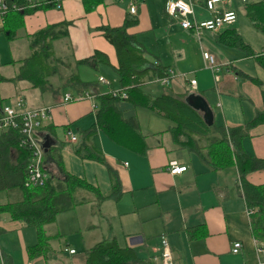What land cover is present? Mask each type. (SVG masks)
<instances>
[{"label":"crops","instance_id":"crops-1","mask_svg":"<svg viewBox=\"0 0 264 264\" xmlns=\"http://www.w3.org/2000/svg\"><path fill=\"white\" fill-rule=\"evenodd\" d=\"M31 1L42 8L24 16V27L10 48L16 54L15 46L24 43L23 49L28 53L9 64L11 68L7 67V75L6 68L0 65V77L7 80L0 83V116L3 108L13 104L17 98H24L30 109L51 107L52 119L45 124L39 137L44 139L49 135L53 141L51 147L60 150L58 155L66 173L89 184L103 200L94 192L79 191L77 199L82 201L81 204L59 214L54 223L44 227V234L49 239L48 253L35 259L29 257L28 251L39 244L37 230L0 215V264H87L88 251L103 241L113 239L121 248H133L143 260L161 264L163 238L167 239L175 264H264V244L257 243L253 236L237 170H209L199 157L174 146L169 133L173 127L170 121L149 110L136 108L125 100L116 103L117 109L124 118L138 121L151 150L147 156H138L119 147L97 125L98 97L112 90L104 86L108 85L104 76L93 79L87 75V72H103L102 68H109L118 78V89L121 88L116 73L120 67L119 57L115 47L104 38L101 28H120L127 21L135 20L137 23L128 29V34L136 40L135 50L150 64L159 63L167 71L175 73L169 85L171 88L155 81H145V91L151 97L165 93L184 97L188 103L192 100L193 104H189L204 118L205 114L196 109L202 100L211 110L213 124L228 131L246 127L259 116H264V67L257 56L249 57L243 50L219 43L217 35L225 29L218 33L205 32L197 38L166 15L165 23L161 17L155 20L151 8H156L158 0H104L91 12L86 10L85 0ZM195 4L199 20L211 19V14L204 7L205 0H197ZM131 6L136 7V14H131ZM226 9L235 11L234 3ZM236 23L231 27L238 31ZM61 24H69L67 37L54 41L51 51L55 63L58 61L60 67L67 71L63 74L69 76L71 69H66L67 65L59 61L72 62L74 66L75 61L90 59L96 52L109 59L111 66L101 65L94 70L81 65L76 69L83 82L94 83L93 91L87 87L80 94L65 89L54 95L42 93L27 81L17 80L25 61L35 51L28 36ZM4 25L0 17V36L6 37ZM164 31L170 40L168 49L161 42L160 49L151 50L145 35L152 34L156 43L164 40ZM188 53L190 60L185 62ZM203 53L215 56L222 70L226 69L220 78L211 70L213 77L219 78L217 82L214 77V84L209 79L208 65L204 70L201 68L206 62L201 59ZM256 55L264 56V51ZM247 63L253 67L246 69L244 64ZM191 64L196 70L194 73L186 71ZM198 74L203 75V79ZM185 75L188 79L184 78ZM101 78L106 82L101 83ZM193 79L197 81L195 88L189 86ZM47 82L55 90L61 88L57 74L47 76ZM67 94L75 96L76 100L65 102ZM94 131L106 164L82 158L76 153L85 145L92 146L93 141L88 135ZM68 132L76 136V142L67 139ZM242 150L252 157L264 159V122L249 129L242 141ZM18 157L19 152L13 150L11 163L17 164ZM174 163L187 170L172 174ZM46 168L49 175L59 174L57 165L48 161L47 154ZM111 171L121 186L118 201L111 198ZM247 179L253 185L264 187V171L251 173ZM7 202V193L1 192L0 205ZM235 243L242 244L237 255L232 253Z\"/></svg>","mask_w":264,"mask_h":264},{"label":"trees","instance_id":"trees-1","mask_svg":"<svg viewBox=\"0 0 264 264\" xmlns=\"http://www.w3.org/2000/svg\"><path fill=\"white\" fill-rule=\"evenodd\" d=\"M5 1L11 6L23 9L22 11L10 9L3 18L6 38L12 42L19 37L24 27V16L39 10L42 6L33 4L32 7L28 0ZM103 2L104 0H85L86 10L91 12ZM243 4L242 12L253 28L264 34V2ZM136 23L135 20H129L120 28H101L104 38L115 47L119 57L120 67L116 73L120 78V89H125L129 97L125 101L131 102L136 108L149 110L170 121L173 127L169 133L174 146L178 150L187 151L199 157L209 170L216 172L237 170L239 188L243 192L248 210L252 212L250 219L253 236L255 240L259 238L264 244V187L253 185L247 179L251 173L264 171V159L252 157L242 150V141L249 129L263 123L264 116H259L246 127L227 131L214 124L209 126L203 116L184 97L165 93L151 97L145 91V81H149L148 83L158 81L165 77L168 71L159 63L150 64L135 50L137 49L136 40L128 34V29ZM68 26L69 24L51 26L32 37L28 36L35 51L25 61L17 80L27 81L42 93L54 95L60 94L65 89H72L80 94L87 87L92 88L91 91L94 90L93 88L96 87L93 86L94 83L83 82L76 69L81 65L94 70L101 65L111 66L107 56L96 52L90 59L75 61L74 66L72 62L59 61L67 65L66 69H71L69 76L59 73L61 67L57 64L58 61L56 65L53 64L52 43L67 37ZM217 40L229 48L245 51L249 57L257 56L256 59L264 67V56L256 55L235 28H225L217 35ZM51 74H57L61 79L60 89L55 90L47 82V76ZM5 81L7 80L0 77V83ZM186 94L187 92L184 95ZM98 98L99 109L96 114L98 129L119 147L138 156H147L151 146L147 137L142 135L138 121L134 118H124L116 107V103L123 100L114 98L111 92L107 95H99ZM19 138L20 135L16 131L0 134V193L6 192L8 195V202L0 205V215H6L13 221L21 222L37 230L39 244L28 251L29 257L35 259L46 256L48 253L49 239L44 234V227L54 223L59 214L81 204L82 201L77 199L79 191H91L96 193L100 200L103 198L89 184L66 173L58 155L60 150L55 148H51L46 154L48 161L57 165L56 170L59 174L51 173L43 187H26V170L30 155L20 148ZM88 138L93 141L92 146L85 145V148L77 149L76 153L82 158L106 164L98 147L97 133L95 131L90 133ZM204 142L207 143L206 148L203 147ZM15 149L19 152L17 164L11 163V154ZM46 171L49 174L47 168ZM110 176L113 183L111 198L118 201L121 198V186L112 171ZM86 254L87 264H152L140 258L133 248H121L116 239L103 241Z\"/></svg>","mask_w":264,"mask_h":264},{"label":"built area","instance_id":"built-area-1","mask_svg":"<svg viewBox=\"0 0 264 264\" xmlns=\"http://www.w3.org/2000/svg\"><path fill=\"white\" fill-rule=\"evenodd\" d=\"M248 0H241L247 2ZM29 3L33 7L30 0ZM194 0H171L166 3L165 13L169 19L178 23L182 29L193 32L197 37H200L203 32L218 33L219 31L232 26L237 21V14L235 11L227 10L226 8L232 5L230 0H206L205 9L211 14L209 20H199L195 12ZM16 7V6H15ZM59 7V6H58ZM16 11H22V8L16 7ZM9 5L5 0H0V17L4 18L9 12ZM130 12L136 14V7L131 6ZM204 59L208 66L213 70L216 66L214 56L205 53ZM218 71V68H217ZM175 77L173 71H168L166 76L158 80L162 86L170 84L171 80ZM187 79V75L184 76ZM218 82L219 78L215 76ZM105 83L104 79H100ZM197 85L196 80L190 81V86L195 88ZM112 96L120 99H127L128 95L122 90L112 91ZM65 102L75 101V98L67 94L64 96ZM52 119V108L49 106L30 109L24 98H18L13 104L7 105L3 108L0 117V134L9 131H16L19 133V146L24 151L28 152L30 157L26 170L25 185L29 188L43 187L49 175L46 172L44 164V149L42 147V140L39 137L40 131L44 128L45 124ZM67 139L71 142H76L77 138L72 133H67ZM186 171L185 167H178L176 163L172 164L171 173L179 174ZM249 216L252 212L249 211ZM164 247L161 254V264H175L171 249L168 245L167 239L163 238ZM242 250L241 243H235L232 248V253L237 255ZM75 251H71L74 253Z\"/></svg>","mask_w":264,"mask_h":264},{"label":"rangeland","instance_id":"rangeland-1","mask_svg":"<svg viewBox=\"0 0 264 264\" xmlns=\"http://www.w3.org/2000/svg\"><path fill=\"white\" fill-rule=\"evenodd\" d=\"M196 2H197V0H195ZM199 1V0H198ZM233 3H234V9H235V11L237 12V15H238V21H237V23H236V27H237V29H238V33L241 35V37L243 38V41L246 43V44H248L250 47H251V49L253 50V52L255 53V54H260V53H262L263 51H264V34H262V33H260V32H258L257 30H255L254 28H253V26H252V24H251V22L249 21V19L244 15V13L242 12V9H243V6H244V4L243 3H240L241 1L240 0H231ZM249 2V4H254V3H259V2H264V0H249L248 1ZM152 9V16L154 17V19L155 20H158V19H160V17H161V21H162V23H165V21H166V18H165V13H164V3H163V0H158V2H157V4H156V8L155 9H153V8H151ZM162 23H161V25H162ZM203 33H205V32H203ZM208 33V32H207ZM210 33V32H209ZM163 36L165 37L166 36V32L164 31V33H163ZM145 38L148 40L147 42L149 43V46L151 47V50H157L159 47H160V43L161 42H163L165 45H166V49H168V47H169V44L168 43H170V40L167 38V37H165L164 38V40L162 41V40H158V42H156L155 43V41H154V38H153V36H152V34H146L145 35ZM198 38V37H197ZM200 38V37H199ZM199 40V39H198ZM197 40V41H198ZM197 44H198V42H196ZM194 45V44H193ZM12 47V43L11 42H8L7 40H6V37L3 35H1L0 36V65H2V66H4V68H6V73H5V75H7V69L8 68H11V67H9L10 65V63H12L14 60H16L17 58H23V57H25L26 55H27V53H28V50L27 49H23V48H25V45H24V43H20V44H18L17 46H15V48H16V54H13L12 53V51L10 50V48ZM21 48V49H20ZM160 49V48H159ZM193 49L196 51V47H193ZM188 51V50H187ZM150 53H152V54H155V53H153V51H149ZM156 55V54H155ZM157 56V55H156ZM165 56L169 59V60H172V58L168 55V54H165ZM201 56V59H203L204 58V55H200ZM215 57V56H214ZM215 59H217L216 57H215ZM190 60V54L188 53V56H187V60L185 61V62H187V61H189ZM203 60H205V59H203ZM204 62V61H203ZM207 62H204V64L201 66V68H202V70H204V69H206V65H208V63L206 64ZM53 64L54 65H56V63H55V61H53ZM57 64L58 65H60L58 62H57ZM216 65H217V67H219L220 69H219V71H217V67L216 66H214L213 67V73L215 74V75H217L219 78L221 77V73H222V71L225 69V68H223V70H222V68H221V66L217 63V60H216ZM248 65V66H247ZM8 67V68H7ZM209 67V66H208ZM244 67L246 68V69H248V68H251V67H253V65L252 64H250V63H247V64H244ZM60 69V68H59ZM84 69V68H83ZM103 70V72H95V73H90V72H87L88 74V77H91V78H93V79H95V78H98V76H100V75H102V76H104L105 77V79L107 80V82H108V85H104L105 87H106V89L108 90V89H111V90H113V89H115V90H117L118 88H119V84H118V81H117V76L109 69V68H102ZM209 70H210V73H211V78H209L210 79V81H212V83L214 84L215 83V81H214V77H213V75L214 74H212V69L209 67ZM226 70V69H225ZM186 71H192L193 73L194 72H196V70L194 69V65L193 64H191L187 69H186ZM9 72V71H8ZM65 72H67L65 69H60L59 70V73L61 74V75H64V76H66L65 74H63V73H65ZM186 74H189V75H193L191 72H187ZM236 74H239L238 72H236ZM182 75H184V74H182ZM188 76V75H187ZM234 76H236L235 75V73H234ZM198 77L199 78H202L203 79V75H200V74H198ZM93 79H91V80H93ZM103 79V78H102ZM104 79V80H105ZM61 80V79H60ZM174 80V78L171 80V82H170V84L169 85H171V83H172V81ZM214 81V82H213ZM156 83H158V84H160L158 81H155ZM61 84H62V81H61ZM161 85V84H160ZM168 85V86H169ZM162 86V85H161ZM164 87V86H163ZM170 87V86H169ZM166 88H168V87H166ZM171 88V87H170ZM169 88V89H170ZM74 98H75V96H73ZM18 99V98H17ZM16 99V100H17ZM15 100V101H16ZM75 100H76V98H75ZM42 140V147H43V144H44V139L42 138L41 139ZM206 146H207V143L206 142H204L203 143V147L204 148H206ZM52 148V147H51ZM50 148V149H51ZM43 149H44V147H43ZM49 149V150H50ZM206 150V149H205ZM206 152V151H205ZM48 153V152H47ZM12 154H13V151H12ZM11 154V155H12ZM44 154L46 155V153H45V149H44ZM256 242L257 243H259V244H261L262 242H260V239L259 238H257V240H256ZM259 249H261V247L259 248ZM264 250V249H263Z\"/></svg>","mask_w":264,"mask_h":264},{"label":"water","instance_id":"water-1","mask_svg":"<svg viewBox=\"0 0 264 264\" xmlns=\"http://www.w3.org/2000/svg\"><path fill=\"white\" fill-rule=\"evenodd\" d=\"M202 104L200 106H197L196 109H199L201 110L205 115H204V120L205 122L209 125V126H212L213 125V116L211 114V110L210 108L206 105V103H204L202 100H201ZM190 104H193V101L190 100L189 101ZM44 144H43V147L45 149V153H47L49 151V149L51 148V146L53 145V141L50 139V136L49 135H46L44 137Z\"/></svg>","mask_w":264,"mask_h":264},{"label":"bare ground","instance_id":"bare-ground-1","mask_svg":"<svg viewBox=\"0 0 264 264\" xmlns=\"http://www.w3.org/2000/svg\"><path fill=\"white\" fill-rule=\"evenodd\" d=\"M240 1H241V0H240ZM167 2H168V1H167ZM167 2H166V3H167ZM194 2L196 3L195 0H194ZM247 2H248V1H247ZM247 2H244V3H247ZM166 3H165V6H166ZM242 3H243V2H242ZM8 5H9V4H8ZM15 8H16L15 6H11V5H9V10H10V9H15ZM58 8H60V6H59ZM164 12H165V7H164ZM131 14H132V13H131ZM165 15H166V13H165ZM166 17H167V15H166ZM1 18H2V17H1ZM167 18H168V17H167ZM237 19H238V18H237ZM170 20H171V19H170ZM171 21H172V20H171ZM236 22H237V21H236ZM236 22H235V23H236ZM235 23H234V24H235ZM234 24H233V25H234ZM183 30H184V29H183ZM185 31H187V30H185ZM195 36H196V35H195ZM196 37H197V36H196ZM204 54H205V53H203V55H204ZM208 54H209V53H208ZM210 55H211V54H210ZM214 58H215V57H214ZM217 68H218V71H219L220 68H219V67H217ZM212 71H213V70H212ZM187 77H188V76H187ZM187 79H188V78H187ZM190 81H191V80H190ZM190 81H189V83H190ZM100 82H101V81H100ZM105 82H106V81H105ZM101 83H103V82H101ZM117 90H122V91H124L125 93H127L125 89H124V90H123V89H117ZM112 91H115V90H112ZM112 91H111V92H112ZM70 95H71V94H70ZM127 95H128V94H127ZM72 96H73V95H72ZM114 98H115V97H114ZM128 98H129V97H128ZM128 98H127V99H128ZM117 99H120V98H117ZM127 99H120V100H123V101H124V100H127ZM2 112H3V110H2ZM44 164H45V154H44ZM178 167H179V166H178ZM185 168H186V167H185ZM186 170H187V168H186ZM46 172H47V171H46ZM184 172H185V171H184ZM47 173H48V172H47ZM182 173H183V172H182ZM179 174H180V173H179ZM48 175H49V174H48Z\"/></svg>","mask_w":264,"mask_h":264}]
</instances>
